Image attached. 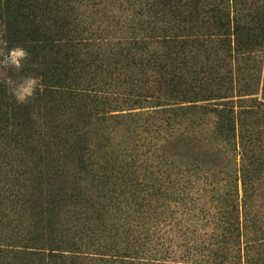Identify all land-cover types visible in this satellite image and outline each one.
I'll return each instance as SVG.
<instances>
[{"label":"rangeland","instance_id":"1","mask_svg":"<svg viewBox=\"0 0 264 264\" xmlns=\"http://www.w3.org/2000/svg\"><path fill=\"white\" fill-rule=\"evenodd\" d=\"M46 1L29 0L24 7L19 0H0V51L26 47L21 29L26 30L31 21L37 26L41 24L39 8ZM134 2L71 0L69 3L66 14L71 21H77L86 30L85 34L98 39L90 41L96 44L81 48L62 83L102 89L99 93L107 96L109 104L101 112L100 104L83 96H64L55 102L44 98L32 100L34 114L29 134H25L26 125L21 127L14 122L12 134L17 135L0 136V242H8L11 235L18 244L31 245L26 237L41 234L36 242H48L51 235L62 240L57 243L63 244L60 250L63 253L70 254L68 245L77 247L79 258L75 264H120L102 260L107 256L97 252H112L105 251L102 247L105 243L115 245L122 252L127 242L133 244L139 256L134 264H140L141 256H149L154 248L168 249L172 258L183 259L190 246H203L202 241L212 232L214 220L207 214L216 206L212 196L217 193L210 189L217 182L226 183V174L239 169L244 153L239 138L244 136V142L252 150L264 154V105H258L264 100V56L254 62L259 70L242 69L235 75L233 84H228V78L225 82L220 80L221 62L212 54L209 59L189 58L204 79L193 84L188 81L180 85L182 89H192V85L197 90L199 86L202 89L233 85L232 91H227L229 97L195 103L230 100L236 114L252 106L254 115L238 114V137L233 139V146L224 144L218 137L216 114H175L166 104L170 101L163 97L167 86L161 78L147 70L139 71L130 55L124 58L128 52L126 41L134 35L133 30L140 31L143 26L139 25L140 21L147 19L137 13L139 9H135L138 7ZM58 3L66 6L62 0ZM30 4L35 5V18L29 11ZM9 13L14 17L18 14V18L11 19ZM15 26L20 29L17 41L13 36ZM119 48L123 50L117 53ZM35 49L38 61L27 59L19 73L9 69L8 75L14 79L35 76L42 85L45 62L50 58L45 59L41 46ZM96 53L105 59L101 70L97 67L98 60L91 62V54ZM3 71L0 69V79ZM62 71L58 69V73ZM163 163L178 176L183 172L184 178L174 191L169 207L163 206L159 214V209H154V199L143 200L150 205L140 207L141 200L126 197L130 183L136 184L141 177L150 176L149 172L157 169L155 165L161 167ZM259 185L264 190V178ZM120 190H126V196H118ZM100 213L103 224L92 220ZM126 254L132 255L131 251ZM51 260V264H63L70 258ZM45 262L24 259L23 264Z\"/></svg>","mask_w":264,"mask_h":264},{"label":"trees","instance_id":"2","mask_svg":"<svg viewBox=\"0 0 264 264\" xmlns=\"http://www.w3.org/2000/svg\"><path fill=\"white\" fill-rule=\"evenodd\" d=\"M19 1L25 7V2L29 0ZM62 2L66 6H60L58 0H47L45 5L39 8L43 17L41 24L37 26L31 21L26 30L21 29L24 38L26 37L25 49L29 52L28 59L32 62L38 61L35 48L41 46L44 50L43 56L45 59L49 57L50 60L45 62L47 66L46 72L43 73L45 78L41 82L42 85H38L34 96L26 103H17L15 97L9 94L7 87L0 83V136L11 138L16 136L17 134H12L15 128L14 122L21 127L26 125L25 134H29L28 128L32 126L34 114L30 105L32 100L44 98L55 102L64 96L69 98L83 96L100 104L103 108L101 112L105 111L104 106L109 104L107 96L99 93L102 89L91 86L75 87L62 83L68 77V70L73 68L71 65L77 60L81 48L96 44L90 41L98 39V36L85 34L86 30L77 21H71L66 14L71 0H62ZM134 3L138 7L134 8L139 9L137 13L140 16L145 15L147 19L140 21L139 25L143 24L140 31L133 30L134 35L126 41L128 52L124 58L130 55L132 64L139 67V71L147 70L161 78L167 86L163 97L170 101L166 104L175 114L179 116L187 112L193 113L192 115L196 112L216 114L218 137H221L222 143L233 146V139L238 137L236 134L238 114L246 112L248 115H254L252 106L236 114L230 100L195 103L198 100L210 101L213 98L217 100V98L229 97L227 91H232L233 85H220L215 88L204 86L202 89L199 86V90L193 85L192 89H182L180 85L188 81L193 84L204 79L196 64H191L189 60L195 56L209 59L212 54L216 61L221 62L223 71L219 75L220 80L223 79L225 82L228 78L230 80L228 84L229 82L233 84L235 75H239L242 69L248 72L259 70L254 62L259 58L262 60L264 56V0H136ZM7 4H9L7 8L10 7L8 1ZM28 7L35 18L33 9L35 5L30 4ZM9 15L11 19L18 18V14L15 17L10 13ZM19 30L18 26H15L14 41H17ZM122 50L119 48L117 53ZM98 54H91L93 57L91 62L98 60L97 67L101 70L105 59ZM58 69L63 71L58 73ZM46 95L49 97H45ZM103 97L104 100L101 99ZM132 99L137 101L134 97ZM185 101L191 103L179 104ZM258 105H264V100L258 102ZM239 141L244 153L239 169L235 170L236 174L232 170L226 174V183L217 182L210 189L217 193V196H212L216 206L207 214L208 217H212L214 224L209 237L202 241L205 244L190 246L183 259L172 258L168 249L167 251L160 250L161 248L150 249L149 256H141L140 264H264L262 208L264 202L261 201L264 199V190L259 185V181L264 178V154L252 150L251 146L244 142L246 141L244 136H241ZM167 165L166 163L161 167L155 165L157 169L150 171V176L141 177V181L136 184L130 183L126 198L141 200L140 207L150 205L143 203V200L154 199V209H159V214L162 213L160 209L166 205L169 207L174 191L181 186L184 178L183 172L182 176H178ZM190 171L186 172L191 173ZM125 193L126 190H120L118 196H126ZM145 195L149 197L145 198ZM184 196L180 199L183 200ZM92 220L104 223L101 213ZM40 235L26 237L31 245L18 244L13 240V236H8V242H0V264H23L24 259L28 262L42 259L46 264H51V259L54 257L70 258V261L65 260L63 264L76 263V259L79 258L77 247L68 245L67 250L70 252L68 255L60 251L64 246L57 241L61 239L57 240L50 235L48 242H36L39 241ZM132 240L135 242L134 237ZM73 243L75 242L71 244ZM127 243L128 246L123 252L115 245L105 243L102 244L105 251L112 252L97 253L105 254L107 259L102 260L107 262L134 264L139 261V256L135 246L130 242ZM126 251H131L132 255L126 254ZM46 258L49 260H45Z\"/></svg>","mask_w":264,"mask_h":264},{"label":"clouds","instance_id":"3","mask_svg":"<svg viewBox=\"0 0 264 264\" xmlns=\"http://www.w3.org/2000/svg\"><path fill=\"white\" fill-rule=\"evenodd\" d=\"M4 47H7L4 42ZM29 58V52L23 46H14L8 51H0V69L3 71V78L0 83L6 85L9 94L15 97L17 103H26L34 96L39 85V78L35 76H24L14 79L8 75L9 69L13 73H19L24 67V61Z\"/></svg>","mask_w":264,"mask_h":264}]
</instances>
